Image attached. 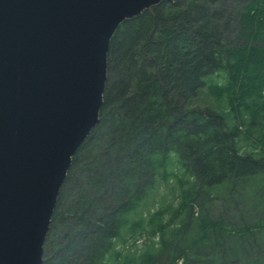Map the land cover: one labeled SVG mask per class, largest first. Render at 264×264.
Wrapping results in <instances>:
<instances>
[{
  "label": "trees",
  "instance_id": "trees-1",
  "mask_svg": "<svg viewBox=\"0 0 264 264\" xmlns=\"http://www.w3.org/2000/svg\"><path fill=\"white\" fill-rule=\"evenodd\" d=\"M205 89L216 107L197 102ZM169 187L178 206L147 212ZM44 255L264 264V0L164 1L120 26L100 121L73 157Z\"/></svg>",
  "mask_w": 264,
  "mask_h": 264
},
{
  "label": "water",
  "instance_id": "water-1",
  "mask_svg": "<svg viewBox=\"0 0 264 264\" xmlns=\"http://www.w3.org/2000/svg\"><path fill=\"white\" fill-rule=\"evenodd\" d=\"M172 0H0V264H43L72 160L100 121L110 43Z\"/></svg>",
  "mask_w": 264,
  "mask_h": 264
},
{
  "label": "rangeland",
  "instance_id": "rangeland-1",
  "mask_svg": "<svg viewBox=\"0 0 264 264\" xmlns=\"http://www.w3.org/2000/svg\"><path fill=\"white\" fill-rule=\"evenodd\" d=\"M234 32H235V30H234ZM234 36H236V32L234 33ZM223 76H221L218 79L219 82H224L225 81ZM209 93H211L210 90L209 89H205L204 90V95L200 94L199 97L196 100H197V102H199L200 105L216 107L217 101ZM178 192H179V190L177 188H174V187L166 188L163 191V193H162L163 195H161V194H160V196L156 195L157 203H153L152 202L150 204V206H149L150 210H148L147 212L153 211V210H155L157 208H160V207L169 208L170 206H172L173 208H176L178 206V203H179V199H178V197H176ZM145 214H147V213L145 212ZM169 216H170V212H168L166 214V218L169 217ZM55 236L56 235H53L52 239L55 238ZM142 241H144V238L139 241L140 244H141ZM44 257H45V255H44Z\"/></svg>",
  "mask_w": 264,
  "mask_h": 264
}]
</instances>
